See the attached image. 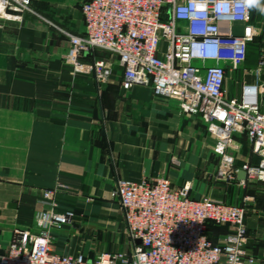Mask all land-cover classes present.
Returning a JSON list of instances; mask_svg holds the SVG:
<instances>
[{
	"label": "crops",
	"instance_id": "obj_1",
	"mask_svg": "<svg viewBox=\"0 0 264 264\" xmlns=\"http://www.w3.org/2000/svg\"><path fill=\"white\" fill-rule=\"evenodd\" d=\"M83 1L30 0L34 12L0 18V252L14 227L38 230V213L71 208V225L49 228L50 249L92 258L102 252L109 222H124L110 195L116 180L166 177L174 186L189 184L193 198L244 206L245 251L255 257L253 264H264V177H235L227 189L218 186L206 176L218 156L203 117L181 112L175 100L156 97L149 86L123 89L122 69L107 50L94 48L82 57L109 62L104 83L64 62V31L83 34ZM241 82L228 88L230 95L239 93ZM239 148L244 157L236 168L258 162L248 140L244 152ZM53 189L51 208L42 194ZM228 227L207 235L220 243ZM127 238L130 251L138 243Z\"/></svg>",
	"mask_w": 264,
	"mask_h": 264
},
{
	"label": "built area",
	"instance_id": "obj_2",
	"mask_svg": "<svg viewBox=\"0 0 264 264\" xmlns=\"http://www.w3.org/2000/svg\"><path fill=\"white\" fill-rule=\"evenodd\" d=\"M79 9L83 34L64 31L69 44L65 63L104 83L109 62L82 57L94 48L107 50L122 69L123 89L149 86L156 97L175 100L181 112L201 115L216 153L224 154L243 135L258 162L240 168L250 180L264 177V81L259 78L264 13L255 20L245 0H84ZM21 12H34L30 0H0V18L19 19ZM235 23L241 24L238 32ZM256 38V65L246 70L248 47ZM239 69L244 72L239 93L230 95L227 75ZM247 72L256 78L245 80ZM235 169L232 157L223 155L216 176L234 181ZM189 188L187 183L174 186L166 177L116 180L110 195L122 208L127 235L139 240L127 254L100 252L86 258L52 251L49 228L71 225L75 212L50 209L36 215L38 230L13 228L0 264H253L255 257L245 251V207L193 198ZM55 191L42 194L51 208ZM210 222L230 227L222 242L209 239Z\"/></svg>",
	"mask_w": 264,
	"mask_h": 264
},
{
	"label": "rangeland",
	"instance_id": "obj_3",
	"mask_svg": "<svg viewBox=\"0 0 264 264\" xmlns=\"http://www.w3.org/2000/svg\"><path fill=\"white\" fill-rule=\"evenodd\" d=\"M261 2H262V0H260V6H262ZM260 12L261 11H259V9L256 5H251V15H252V17H254L255 20H258ZM240 29H241V24L235 23L233 26V31L238 32V31H240ZM257 43H258V38L249 44L248 52H247V60H246V64H245L246 70H248V68L253 69V66L255 65ZM243 73L244 72L242 69L233 70L231 72V74L227 75L226 86L229 89H232L233 87L238 86V84H237L238 80L239 81L243 80ZM255 78H256V74L254 72H250V73L247 72L245 77H244L245 80H253ZM259 78H260V80L264 81V72L259 76ZM261 94H262L261 95V100H262L261 102L263 103V101H264V86H263V91ZM206 134L208 136L212 137V135L210 133H208L207 131H206ZM246 141H247V139L243 135H241L239 137H235L233 139V143L231 144V146H229L225 150L224 154H219V153L215 152L218 156L217 161L215 162V169L210 174H206V176L210 177V179H212L214 182H216L218 186H224L226 189L229 186H231V183L233 180H225V179L220 180L216 176V173H217L218 168L220 167V165L222 163L223 155L231 156L234 165L237 163L238 160L243 159L244 154L241 155L238 153L240 152L239 151L240 146L242 147V151L243 152L245 151L244 147L246 145ZM235 143H236V145H235ZM234 145L236 146V148L232 149L234 147ZM219 226H221V225L210 222L207 225V232H208V230L210 231L211 229H216ZM228 228H230V227H228ZM127 236L128 235L126 232L125 223L123 222L121 217L117 218V220L111 221L107 225L106 238H104L105 240L103 239L101 246H99V247L102 249V252H107V253H118L119 252V253H126L127 254L129 252V251H127V247L130 244Z\"/></svg>",
	"mask_w": 264,
	"mask_h": 264
},
{
	"label": "water",
	"instance_id": "obj_4",
	"mask_svg": "<svg viewBox=\"0 0 264 264\" xmlns=\"http://www.w3.org/2000/svg\"><path fill=\"white\" fill-rule=\"evenodd\" d=\"M235 175L238 180H244L246 178V173L243 169L236 168L235 169ZM137 243H139V240H136Z\"/></svg>",
	"mask_w": 264,
	"mask_h": 264
},
{
	"label": "clouds",
	"instance_id": "obj_5",
	"mask_svg": "<svg viewBox=\"0 0 264 264\" xmlns=\"http://www.w3.org/2000/svg\"><path fill=\"white\" fill-rule=\"evenodd\" d=\"M248 5H256L262 13H264V6H260V0H245Z\"/></svg>",
	"mask_w": 264,
	"mask_h": 264
},
{
	"label": "trees",
	"instance_id": "obj_6",
	"mask_svg": "<svg viewBox=\"0 0 264 264\" xmlns=\"http://www.w3.org/2000/svg\"><path fill=\"white\" fill-rule=\"evenodd\" d=\"M256 39H257V38H256ZM256 39H255V40H256ZM246 60H247V56H246ZM245 64H246V61H245Z\"/></svg>",
	"mask_w": 264,
	"mask_h": 264
}]
</instances>
